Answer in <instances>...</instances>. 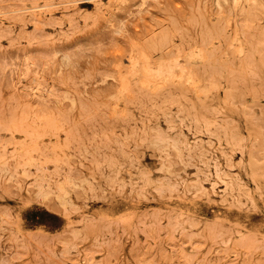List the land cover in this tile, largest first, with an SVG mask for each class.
I'll return each instance as SVG.
<instances>
[{
    "label": "rangeland",
    "instance_id": "obj_1",
    "mask_svg": "<svg viewBox=\"0 0 264 264\" xmlns=\"http://www.w3.org/2000/svg\"><path fill=\"white\" fill-rule=\"evenodd\" d=\"M0 264H264V0H0Z\"/></svg>",
    "mask_w": 264,
    "mask_h": 264
},
{
    "label": "bare ground",
    "instance_id": "obj_2",
    "mask_svg": "<svg viewBox=\"0 0 264 264\" xmlns=\"http://www.w3.org/2000/svg\"><path fill=\"white\" fill-rule=\"evenodd\" d=\"M156 38L158 39V37H156ZM150 39H151V38H150ZM154 39H155V38H154ZM157 39H156V40H157ZM147 40H149V39H147ZM147 40H146V41H147ZM152 40H153V39H151V41H152ZM149 42H150V40H149ZM153 42H154V40H153ZM156 42L159 43L158 41H156ZM150 43H152V42H150ZM147 45H149V43H147ZM154 45L156 46L155 43H154ZM158 45H159V44H158ZM149 46L151 47V44H150ZM150 47H149V48H150ZM152 48H154V46H152ZM191 52H192V51H191ZM144 53H145V52H144ZM144 53H143L142 55H144ZM197 53H198V52H197ZM198 54H199V53H198ZM131 55H132V54H131ZM136 55H137V54H136ZM142 55H141L140 59L142 58ZM146 55H147V54H146ZM138 56H140V55H138ZM144 56H145V55H144ZM144 56H143V58H144ZM200 56H201V55H200ZM200 56H198V57H200ZM147 57H148V56H147ZM138 58H139V57H138ZM206 58H209V57H206ZM133 59H134V58H133ZM140 59H136V60H139V62H142L143 60L140 61ZM202 59H203V58H202ZM120 60H121V59H120ZM128 60H129V59H128ZM134 60H135V59H134ZM145 60H147L146 57H145ZM148 60H149V57H148ZM187 60H188V59H187ZM130 61H131V60H130ZM160 61H161V60H160ZM132 62H133V61H132ZM146 62H147V61H146ZM148 62H149V61H148ZM148 62H147V63H148ZM150 62H151V61H150ZM176 62H177V61H176ZM126 63H127V62H126ZM134 63H135V62H134ZM143 63H144V61L142 62V64H143ZM162 63H163V62H162ZM120 64H121V61H120ZM138 64H139V63H138ZM179 64H180V63H179ZM130 65H131V64H130ZM130 65H129V66H130ZM132 65H134V64H132ZM147 65H149V63H148ZM174 65H175V64H174ZM138 66L142 68L141 64H139ZM138 66H137V67H138ZM144 66L146 67L145 64H144ZM171 66H172V65H171ZM171 66H170V67H171ZM120 67H123V65L120 66ZM139 67H138V68H139ZM145 67H144V68H145ZM162 67H163V66H162ZM127 68L129 69L128 66H127ZM127 68H125L124 70H127ZM131 68H132V66H131ZM133 68H134V67H133ZM144 68L140 69V71H141V70L143 71ZM149 68H151V67L149 66ZM158 68H160V66H159ZM118 69H119V68H118ZM146 69H147V68H146ZM164 69L166 70V68H164ZM134 70H135V69H134ZM148 70H149V69H148ZM160 70H161V69H160ZM168 70H170V68H169ZM171 70H172V67H171ZM171 70H170V71H171ZM182 70H183V68H182ZM150 71H151V70H150ZM162 71H164V70L162 69V70L160 71V73H161ZM170 71H169V72H170ZM122 72H125V71H122ZM143 72H144V71H143ZM152 72H153V71H152ZM154 72H155V71H154ZM154 72H153V73H154ZM119 73H120V72H118V74H119ZM127 73H128V72H127ZM150 73H151V72H150ZM156 73H157V72H156ZM158 73H159V71H158ZM165 73H166V71H165ZM165 73H164V74H165ZM181 73H182V72H181ZM183 73H184V72H183ZM122 74H123V73H122ZM125 74H126V73H125ZM129 74H130V71H129ZM171 74H172V71H171ZM173 74H174V72H173ZM173 74H172V75H173ZM126 75H127V74H126ZM167 75H168V73L166 74V76H167ZM119 76H121V73H120ZM122 76L124 77V75H122ZM122 76H121V77H122ZM127 76H128V75H127ZM142 76H143V75H142ZM151 76H153V75H151ZM155 76H156V75H155ZM158 76H159V74H158ZM161 76H162V75H161ZM125 77H126V76H125ZM171 77H172V76H171ZM126 78H127V77H126ZM145 78H146V77H145ZM150 78H151V77H150ZM124 79H125V78H124ZM124 79H123V80H124ZM146 79H147V78H146ZM195 80H196V79H195ZM121 81H122V78H121L120 82H121ZM124 81H125V80H124ZM146 81H148V79H147ZM125 83H126V82H125ZM125 83H124V85H125ZM127 83H128V82H127ZM122 84H123V81H122ZM120 85H121V83H120ZM125 86H126V85H125ZM127 86H128V85H127ZM122 87H123V85H122ZM126 89H127V88H126Z\"/></svg>",
    "mask_w": 264,
    "mask_h": 264
}]
</instances>
